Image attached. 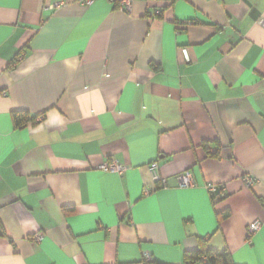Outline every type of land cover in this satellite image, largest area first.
Instances as JSON below:
<instances>
[{"label": "crops", "instance_id": "1", "mask_svg": "<svg viewBox=\"0 0 264 264\" xmlns=\"http://www.w3.org/2000/svg\"><path fill=\"white\" fill-rule=\"evenodd\" d=\"M84 1L0 0V264H264V0Z\"/></svg>", "mask_w": 264, "mask_h": 264}, {"label": "built area", "instance_id": "2", "mask_svg": "<svg viewBox=\"0 0 264 264\" xmlns=\"http://www.w3.org/2000/svg\"><path fill=\"white\" fill-rule=\"evenodd\" d=\"M116 7L119 9H128L130 10L136 0H110ZM95 2V0H85L84 3L87 5H92ZM62 6L61 2H57L51 6L52 9L60 8ZM182 53L185 56L187 60H189L188 56V51L187 49H182ZM6 95V93H4ZM102 169L105 170H111V171H116V172H121L124 167L122 165H119L118 163H110V164H104L101 167ZM150 172L152 173L155 182L157 183H162L163 185H166V179L160 177L158 171H159V166L157 162H154L150 165L149 167ZM245 181L247 186L251 187L255 183L254 177H251L250 175H247L245 177ZM178 183L180 187H194L196 185V179L192 171H186L183 174H181L178 178ZM208 189L212 192H216L218 190V187L216 185H208ZM262 221L257 219L253 221L249 226H248V234L249 236L257 233L261 228H262ZM2 225L0 223V229ZM153 258L151 257L150 254L146 253L143 256V261L145 263L152 261Z\"/></svg>", "mask_w": 264, "mask_h": 264}, {"label": "trees", "instance_id": "3", "mask_svg": "<svg viewBox=\"0 0 264 264\" xmlns=\"http://www.w3.org/2000/svg\"><path fill=\"white\" fill-rule=\"evenodd\" d=\"M45 118V113L41 116H33L26 111H14L12 120L16 128H21L29 123L38 125ZM207 154L210 157H220V145L216 153L208 150V144H204ZM66 211H71L66 209ZM183 264H234L232 255L228 250H213L201 247L195 251H189L184 254Z\"/></svg>", "mask_w": 264, "mask_h": 264}]
</instances>
